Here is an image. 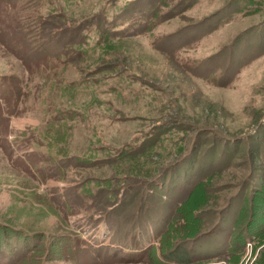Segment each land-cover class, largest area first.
<instances>
[{
  "label": "rangeland",
  "instance_id": "374dc122",
  "mask_svg": "<svg viewBox=\"0 0 264 264\" xmlns=\"http://www.w3.org/2000/svg\"><path fill=\"white\" fill-rule=\"evenodd\" d=\"M0 264H264V0H0Z\"/></svg>",
  "mask_w": 264,
  "mask_h": 264
},
{
  "label": "trees",
  "instance_id": "16d2710c",
  "mask_svg": "<svg viewBox=\"0 0 264 264\" xmlns=\"http://www.w3.org/2000/svg\"><path fill=\"white\" fill-rule=\"evenodd\" d=\"M176 261L180 262V261H185V260H183L182 258H177Z\"/></svg>",
  "mask_w": 264,
  "mask_h": 264
}]
</instances>
